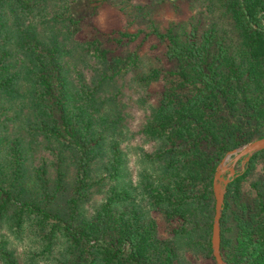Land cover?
<instances>
[{
    "label": "trees",
    "instance_id": "16d2710c",
    "mask_svg": "<svg viewBox=\"0 0 264 264\" xmlns=\"http://www.w3.org/2000/svg\"><path fill=\"white\" fill-rule=\"evenodd\" d=\"M71 1L0 0V98L24 83L38 115L28 129L36 140L24 146L12 136L1 145L0 220L31 227L42 251L60 250L54 264H187L180 238L194 240L193 233L211 256L216 166L230 150L264 136V0H207L204 22L153 28L172 67L148 70L135 52L109 55L95 47L91 58L74 55L67 39L79 19L69 15ZM120 34L128 41L139 36ZM118 79L121 85L104 92ZM153 82L161 83L158 103L146 109L145 88ZM103 95L115 102L119 122L126 123L132 95L141 103L143 118L130 136L154 168L124 191L110 190L87 218L80 205L103 179L91 176L100 139L92 131ZM11 108L1 102L0 128L13 118L5 115ZM112 147L115 174L121 152L117 143ZM229 185L221 256L227 264H264V150ZM64 194L63 212L52 209ZM150 210L163 214L172 239L159 237ZM12 255L0 240V261L17 264Z\"/></svg>",
    "mask_w": 264,
    "mask_h": 264
},
{
    "label": "rangeland",
    "instance_id": "374dc122",
    "mask_svg": "<svg viewBox=\"0 0 264 264\" xmlns=\"http://www.w3.org/2000/svg\"><path fill=\"white\" fill-rule=\"evenodd\" d=\"M206 2L207 0H72L69 5V15H73L75 19L78 18L79 22L76 32L67 39V43L71 46V51H76L74 54L76 56L91 58L95 47H103L109 50V55L126 56L132 52L137 53L141 58L140 68L144 70L152 67L170 68L172 66L164 62V43L152 33L153 28L164 32L176 24L202 23L209 16L205 8ZM61 31L63 32L64 29L61 28ZM125 31L127 33L138 32L139 36L134 41H128L120 34ZM45 32L56 33L49 32L48 29ZM104 65L108 67L107 62ZM140 74H137V78L141 76ZM122 80L118 79L108 84L104 92H107L108 88L121 85ZM25 88L24 83H20L12 93L0 98V106L1 102H4L12 107L5 112V115L13 117L6 121L7 128H0V134L4 136L0 140V148L1 145L3 148L8 142L11 143L12 136L23 138L24 146L27 141L36 140L34 136L29 135L28 129L35 128L34 120H37L38 115L29 95L30 90ZM160 89V82L150 83L145 88V93L149 94L145 100L146 109H152L157 105ZM133 92L134 90H131L129 94ZM133 96L127 101L129 108L125 111L127 114L126 123L123 120L119 122L115 119L118 109L115 107V102L108 96L103 101L104 103H100V109L95 111L97 113L94 125L96 128L92 133L96 137L99 135L100 139L98 149L93 157L91 176L93 180L103 179L92 188L91 195L80 205L81 214L87 218L94 214L99 203L110 190L124 191L135 180L143 177L144 172L154 168L153 165L142 160L139 154V140L130 136V130L133 132L134 128L139 126L144 113L141 103L137 101L135 104ZM114 143H117L121 152L120 164L115 174L111 169V150ZM67 154L64 152L65 158L69 159L70 155ZM49 155H51L50 152ZM30 160L29 158L27 161L28 165ZM47 160L52 162V155L47 157ZM63 168L65 173L66 171L71 172L69 167ZM28 178L34 179L29 173ZM70 180L71 177L68 174L65 183L70 185ZM31 185V182L27 183L28 187ZM64 199L65 194L54 202L52 209L63 212ZM149 215L156 222L159 237L170 239L171 228L163 214L158 210H150ZM193 235L194 240L180 238L183 262L187 264H216L214 257H211L213 256L212 251L211 256L208 255L204 248L195 243L196 234L193 233ZM0 240L6 242L17 264H54L57 256L61 254L57 248L52 249L49 253L42 251L43 247L31 227L15 229L7 219L0 220ZM60 246L63 248L62 243ZM0 264L3 263L0 261Z\"/></svg>",
    "mask_w": 264,
    "mask_h": 264
},
{
    "label": "water",
    "instance_id": "95a60500",
    "mask_svg": "<svg viewBox=\"0 0 264 264\" xmlns=\"http://www.w3.org/2000/svg\"><path fill=\"white\" fill-rule=\"evenodd\" d=\"M261 150H264V136L254 138L230 150L216 166L212 179L215 212L211 235L212 255L216 264H227L220 253V217L227 187L237 175L247 169L251 156Z\"/></svg>",
    "mask_w": 264,
    "mask_h": 264
}]
</instances>
